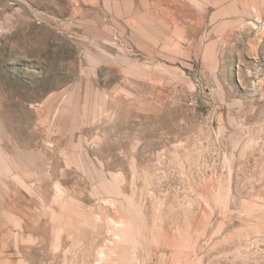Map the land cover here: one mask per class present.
<instances>
[{
	"label": "rangeland",
	"instance_id": "374dc122",
	"mask_svg": "<svg viewBox=\"0 0 264 264\" xmlns=\"http://www.w3.org/2000/svg\"><path fill=\"white\" fill-rule=\"evenodd\" d=\"M0 264H264V0H0Z\"/></svg>",
	"mask_w": 264,
	"mask_h": 264
},
{
	"label": "built area",
	"instance_id": "2783aa9c",
	"mask_svg": "<svg viewBox=\"0 0 264 264\" xmlns=\"http://www.w3.org/2000/svg\"><path fill=\"white\" fill-rule=\"evenodd\" d=\"M191 104L193 105V107L196 106L198 104V100L197 99L191 100Z\"/></svg>",
	"mask_w": 264,
	"mask_h": 264
}]
</instances>
